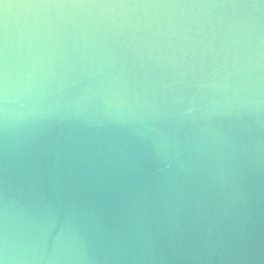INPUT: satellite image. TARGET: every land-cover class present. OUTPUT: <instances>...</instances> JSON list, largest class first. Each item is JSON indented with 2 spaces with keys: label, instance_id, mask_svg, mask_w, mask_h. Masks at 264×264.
Returning <instances> with one entry per match:
<instances>
[{
  "label": "water",
  "instance_id": "obj_1",
  "mask_svg": "<svg viewBox=\"0 0 264 264\" xmlns=\"http://www.w3.org/2000/svg\"><path fill=\"white\" fill-rule=\"evenodd\" d=\"M0 264H264V0H0Z\"/></svg>",
  "mask_w": 264,
  "mask_h": 264
}]
</instances>
